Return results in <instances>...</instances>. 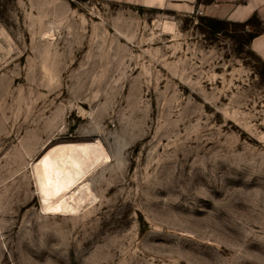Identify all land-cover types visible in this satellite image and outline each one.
Returning <instances> with one entry per match:
<instances>
[{"label": "rangeland", "instance_id": "rangeland-1", "mask_svg": "<svg viewBox=\"0 0 264 264\" xmlns=\"http://www.w3.org/2000/svg\"><path fill=\"white\" fill-rule=\"evenodd\" d=\"M172 8L0 0V264H264V65ZM90 142L91 202L45 210L37 164Z\"/></svg>", "mask_w": 264, "mask_h": 264}, {"label": "bare ground", "instance_id": "bare-ground-1", "mask_svg": "<svg viewBox=\"0 0 264 264\" xmlns=\"http://www.w3.org/2000/svg\"><path fill=\"white\" fill-rule=\"evenodd\" d=\"M96 143L53 147L36 167V179L45 210L79 211L93 197L85 175L103 161Z\"/></svg>", "mask_w": 264, "mask_h": 264}, {"label": "crops", "instance_id": "crops-1", "mask_svg": "<svg viewBox=\"0 0 264 264\" xmlns=\"http://www.w3.org/2000/svg\"><path fill=\"white\" fill-rule=\"evenodd\" d=\"M131 5L168 4L179 13L203 12L207 19L243 24L255 34L248 48L264 65V0H120ZM152 7V6H149ZM251 28V29H250Z\"/></svg>", "mask_w": 264, "mask_h": 264}, {"label": "built area", "instance_id": "built-area-1", "mask_svg": "<svg viewBox=\"0 0 264 264\" xmlns=\"http://www.w3.org/2000/svg\"><path fill=\"white\" fill-rule=\"evenodd\" d=\"M197 14H198V15H203V12L200 11V10H198V11H197Z\"/></svg>", "mask_w": 264, "mask_h": 264}, {"label": "trees", "instance_id": "trees-1", "mask_svg": "<svg viewBox=\"0 0 264 264\" xmlns=\"http://www.w3.org/2000/svg\"><path fill=\"white\" fill-rule=\"evenodd\" d=\"M209 20H211V19H209ZM252 34V36H251V38L255 35V34H253V33H251Z\"/></svg>", "mask_w": 264, "mask_h": 264}]
</instances>
